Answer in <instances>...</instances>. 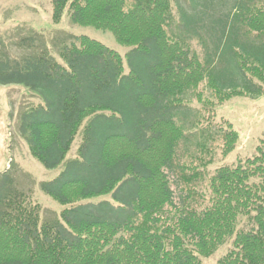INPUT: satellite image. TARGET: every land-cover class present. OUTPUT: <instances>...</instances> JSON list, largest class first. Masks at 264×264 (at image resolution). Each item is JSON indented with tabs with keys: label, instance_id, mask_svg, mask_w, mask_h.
I'll use <instances>...</instances> for the list:
<instances>
[{
	"label": "trees",
	"instance_id": "16d2710c",
	"mask_svg": "<svg viewBox=\"0 0 264 264\" xmlns=\"http://www.w3.org/2000/svg\"><path fill=\"white\" fill-rule=\"evenodd\" d=\"M172 1L50 0L54 23L66 13L74 24L110 32L131 48L127 57L149 58L145 75L137 65L124 74L122 57L86 35L53 42L63 63L34 34L17 42L27 53L0 54V84L36 97L19 113L17 132L45 168L62 163L88 118L76 156L40 183L62 205L58 218L40 220L31 193L0 174V264H201L228 242L214 264H264V135L252 156L208 176L203 207L182 196L176 202L170 179L179 168L195 199L200 171L176 164L188 91L202 104H213L203 102V81L217 104L264 94V0H190L191 11L178 8L175 31ZM220 134L227 156L238 132L228 122ZM104 195L113 202L88 201Z\"/></svg>",
	"mask_w": 264,
	"mask_h": 264
},
{
	"label": "rangeland",
	"instance_id": "374dc122",
	"mask_svg": "<svg viewBox=\"0 0 264 264\" xmlns=\"http://www.w3.org/2000/svg\"><path fill=\"white\" fill-rule=\"evenodd\" d=\"M189 1L175 0V3L172 1L174 22L171 24V31L176 30L179 6L191 11ZM221 2L229 4L231 0H221ZM29 34L38 36L50 54L60 63L63 61L53 42L57 39L68 41L72 35H86L100 41L122 57L124 74L131 67L130 65L134 67L137 65L136 68L141 75H145L149 58L140 59L133 53L127 57L126 54L131 48L118 44L110 32L74 24L66 13L58 23H54L50 0H0V54L12 58L27 53V49L17 45V42ZM190 45L202 59L204 50L196 36L190 39ZM234 78L237 79V75ZM198 90L202 92L203 102L210 101L213 104L197 102L194 93L188 91L184 97L185 105L179 108L177 116V122L185 128V138L177 148L176 164L185 166L187 174L192 173L193 167L201 173V178L191 183L196 193L195 199L190 198L187 186L182 185L179 179L181 174L179 168L170 172V179L175 201H179L182 196L192 206L203 207L207 204L209 196L208 176L221 165H233L238 159L250 157L255 153L259 139L264 135V94L235 96L217 104L206 81L200 83ZM115 97L122 99L124 104L127 103L123 93H116ZM36 102V97L26 87L19 84H0V174L7 171L14 187L31 193L32 199L40 205V220H53L59 217L62 205L44 193L40 189V183L56 177L64 161L76 156L80 143V131L88 118L82 122L62 163L56 168L47 169L31 156L24 140L17 132L19 113ZM228 122L238 132L239 137L235 148L229 155L224 156L220 132L221 129H226ZM179 182L180 186H178ZM181 188L182 193H180ZM103 199L113 202L111 195L88 201L97 202ZM230 247L229 242L225 243L209 257L201 258V264H214Z\"/></svg>",
	"mask_w": 264,
	"mask_h": 264
}]
</instances>
